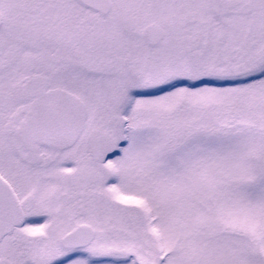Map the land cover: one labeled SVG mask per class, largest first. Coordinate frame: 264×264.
<instances>
[{
  "label": "snow or ice",
  "instance_id": "snow-or-ice-1",
  "mask_svg": "<svg viewBox=\"0 0 264 264\" xmlns=\"http://www.w3.org/2000/svg\"><path fill=\"white\" fill-rule=\"evenodd\" d=\"M0 264H264V0H0Z\"/></svg>",
  "mask_w": 264,
  "mask_h": 264
}]
</instances>
